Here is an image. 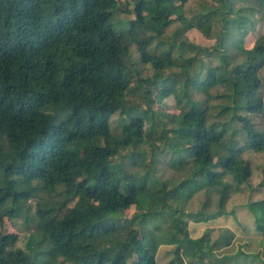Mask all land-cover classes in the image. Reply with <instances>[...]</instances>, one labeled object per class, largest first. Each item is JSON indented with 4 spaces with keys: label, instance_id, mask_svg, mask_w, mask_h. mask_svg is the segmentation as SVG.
<instances>
[{
    "label": "trees",
    "instance_id": "trees-1",
    "mask_svg": "<svg viewBox=\"0 0 264 264\" xmlns=\"http://www.w3.org/2000/svg\"><path fill=\"white\" fill-rule=\"evenodd\" d=\"M189 1L131 0L120 18L118 0H0V231L34 226L24 248L0 232V264H157L161 246L167 264H210L230 244L204 250L188 225L231 215L252 176L243 153H264V33L244 45L264 0H202L188 16ZM169 97L178 113L157 108ZM246 207L263 232L264 199Z\"/></svg>",
    "mask_w": 264,
    "mask_h": 264
},
{
    "label": "rangeland",
    "instance_id": "rangeland-1",
    "mask_svg": "<svg viewBox=\"0 0 264 264\" xmlns=\"http://www.w3.org/2000/svg\"><path fill=\"white\" fill-rule=\"evenodd\" d=\"M201 1L202 0L189 1L184 6L185 13L189 16L191 12L197 9V6ZM206 1L209 2V0ZM118 3L120 18H131L132 15L127 16L128 14L124 12L125 10H133L134 6L131 0H129V2L125 0H118ZM257 18L258 19L254 31L247 35L244 39V45L246 48H251L256 36L264 33V16L262 18L257 16ZM177 25L178 23H174L168 27L166 34L169 35ZM185 36L190 42L207 48L211 47L215 43L214 37H205L197 29L186 31ZM132 52L133 56L136 57L134 48H132ZM215 64H217V62H215ZM140 69L141 74L144 76L151 74V68L148 65L142 66ZM259 77L263 81L260 93L264 101V68L259 71ZM195 98L203 100V97L200 95L195 94ZM157 108L169 114L179 112V107H177L176 101L173 97H169L158 103ZM182 108L187 109L185 106H182ZM118 117L119 116L116 115L111 123L112 129L115 131L119 129L117 126V121L119 120ZM253 120L255 122H261L259 117H254ZM242 157L250 162L252 176L249 180V184L247 186H243L241 192L232 194L230 199L227 201L226 210L228 212H232V214L199 224L191 222L188 225L189 235L193 239H200L205 234L206 237L209 238L210 243L207 241L201 242V246L204 250H208L210 244L218 242V239L223 235L231 240L230 244L226 247L220 246L223 245V243L217 244V246L220 248L213 251V257L209 261L210 264H221L222 262H225L223 259H227L229 257L236 258L233 262L229 261L227 264H255V262H261L264 260V231H257L254 216L246 207L247 203L249 202L264 199V153H254L250 150H247L243 153ZM120 159L121 158H117L116 161L119 162ZM120 162L124 163L125 167L127 166L126 168L128 169L129 173L133 171V168L129 166L130 163L127 161V159H121ZM156 169L160 179H173L174 172L165 164L159 163ZM203 201L204 196L202 193L196 195L193 200L188 203L187 210L196 211L200 209ZM30 204L34 207L33 201L30 202ZM208 205L209 211L215 209L214 197L211 198ZM133 212L134 210L131 207H126L124 209L125 216H130ZM3 224L4 228L0 232L5 231L16 234L18 236V242L16 246L19 248H24L29 236L34 231L33 224L25 222L21 218H5ZM231 234L233 235L232 239L230 237ZM172 258L173 252L171 246L159 247L156 255L157 264H167L168 262H171Z\"/></svg>",
    "mask_w": 264,
    "mask_h": 264
}]
</instances>
